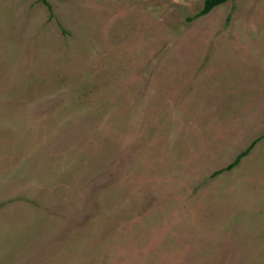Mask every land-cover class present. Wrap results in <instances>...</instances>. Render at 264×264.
<instances>
[{
	"label": "rangeland",
	"instance_id": "1",
	"mask_svg": "<svg viewBox=\"0 0 264 264\" xmlns=\"http://www.w3.org/2000/svg\"><path fill=\"white\" fill-rule=\"evenodd\" d=\"M0 0V264H264V0Z\"/></svg>",
	"mask_w": 264,
	"mask_h": 264
},
{
	"label": "trees",
	"instance_id": "2",
	"mask_svg": "<svg viewBox=\"0 0 264 264\" xmlns=\"http://www.w3.org/2000/svg\"><path fill=\"white\" fill-rule=\"evenodd\" d=\"M42 4H44L49 13L50 16L53 17V11H52V7L51 5L48 3L47 0H39ZM231 0H204L201 9L196 12L192 17H189L187 20L188 21H193L197 18H200L202 16H205L207 14H209L214 8L221 6L227 2H229ZM264 136L255 139L254 141L251 142V144L244 150L242 151L239 155H237L235 157V159L233 160V162H231L228 166H226L225 168L215 172L213 174V176H217L223 172H227V171H231L233 168H235L236 166H238V164L241 162V160L246 157L251 151L252 149L255 147V145L261 140L263 139Z\"/></svg>",
	"mask_w": 264,
	"mask_h": 264
}]
</instances>
